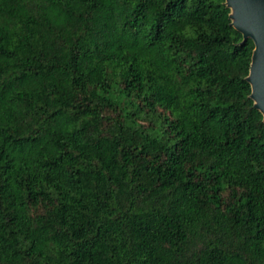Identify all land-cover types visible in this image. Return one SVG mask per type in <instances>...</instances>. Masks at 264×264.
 I'll return each instance as SVG.
<instances>
[{
  "label": "trees",
  "instance_id": "16d2710c",
  "mask_svg": "<svg viewBox=\"0 0 264 264\" xmlns=\"http://www.w3.org/2000/svg\"><path fill=\"white\" fill-rule=\"evenodd\" d=\"M226 0H0V264H264L254 42Z\"/></svg>",
  "mask_w": 264,
  "mask_h": 264
},
{
  "label": "water",
  "instance_id": "95a60500",
  "mask_svg": "<svg viewBox=\"0 0 264 264\" xmlns=\"http://www.w3.org/2000/svg\"><path fill=\"white\" fill-rule=\"evenodd\" d=\"M231 9L232 26L244 42L252 40L255 49L247 78L252 88L251 98L264 117V0H226Z\"/></svg>",
  "mask_w": 264,
  "mask_h": 264
}]
</instances>
